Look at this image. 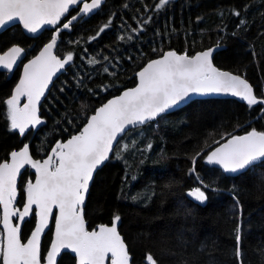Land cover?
I'll list each match as a JSON object with an SVG mask.
<instances>
[{"label":"trees","instance_id":"1","mask_svg":"<svg viewBox=\"0 0 264 264\" xmlns=\"http://www.w3.org/2000/svg\"><path fill=\"white\" fill-rule=\"evenodd\" d=\"M156 3L107 0L100 11L61 34L57 55L72 51L74 61L66 65L42 106V123L26 136L10 130L4 103L21 68L10 75L0 71V162L27 143L34 158L46 157L57 142L78 135L100 106L134 87L136 73L148 61L169 50L191 56L220 45L223 50L214 58L215 65L244 76L257 96H264V0H170L159 11ZM237 10L240 17L232 14ZM146 16L152 19L143 31H132ZM109 18L112 26L88 42ZM51 35L46 30L29 37L20 26H13L0 34V49L19 45L29 59L50 42ZM121 35L132 39L120 40ZM91 57L100 63L89 65ZM253 129L264 132V105L208 99L131 130L94 179L85 207L87 230L111 227L119 216L116 226L132 264H147L149 254L156 264H264V161L237 177L207 162L224 139ZM34 178L29 169L23 174L18 207L25 200L26 182ZM205 184L211 187L204 189ZM195 187L206 191L203 204L188 196ZM35 223L31 215L24 239ZM237 225L242 236L239 259ZM50 240L51 234L44 248ZM59 264L76 261L64 254Z\"/></svg>","mask_w":264,"mask_h":264},{"label":"snow or ice","instance_id":"2","mask_svg":"<svg viewBox=\"0 0 264 264\" xmlns=\"http://www.w3.org/2000/svg\"><path fill=\"white\" fill-rule=\"evenodd\" d=\"M102 3L103 0H0V31L7 30L9 25H22L28 33L37 34L47 25L55 32L38 55L23 63L19 82L10 98L4 101L8 106L10 130L18 131L23 137L30 127L35 128L42 123L37 115L41 96L52 76L74 61L72 51L64 56L54 54L59 33L71 30L80 19L100 9ZM169 3L170 0H157L154 7L159 11ZM78 5H82L77 9L78 15H71L61 23L62 17ZM232 14L241 16L238 10ZM151 19L146 16L138 21L132 31H143V26ZM244 23L243 19L239 20V25ZM111 26L112 19L109 18L88 42L97 39ZM124 26H127L126 22ZM125 38L131 40L132 36L119 37L120 40ZM213 53L212 48L191 56L172 50L163 53L136 74L138 82L135 87L108 100L85 121L78 135H72L66 142H57L48 158L34 160L29 145L24 144L19 151L10 153V162L7 159L0 162V264H42V261L44 264H57L62 249L74 253L78 264H130V255L116 228L119 216L114 218L111 227L101 225L98 230H86L82 205L89 182L95 169L109 159L113 142L117 141L118 135L126 134L128 126L147 124L179 103L190 100L192 94L225 93L239 97L249 107L264 105V96L255 95L245 78L214 66ZM26 55V49L19 45L0 49V70L12 74L14 66L18 67ZM102 59L108 60V57ZM98 63L100 59L97 57L88 59L89 65ZM103 71L108 72L109 69L105 67ZM21 97L27 100L22 106ZM262 161L264 132L255 129L244 136H231L207 156L209 164L220 165L227 173L246 170ZM26 165L35 170V181L29 179L26 182L25 200L18 207L17 178ZM210 187L203 186L204 189ZM188 196L200 203L207 200L206 191L201 187L191 189ZM30 215L35 216L36 224L25 243L22 242L20 225ZM53 219L55 239L46 256H42L40 237ZM235 231V255L239 259L241 226L237 225ZM146 261L147 264H156L150 254Z\"/></svg>","mask_w":264,"mask_h":264},{"label":"water","instance_id":"3","mask_svg":"<svg viewBox=\"0 0 264 264\" xmlns=\"http://www.w3.org/2000/svg\"><path fill=\"white\" fill-rule=\"evenodd\" d=\"M86 2H90V0H86ZM106 2H107V0H103V3H102V5H101L100 9L96 10L93 14H90V15L86 16V17L83 18V19H80L78 22H80V21H85V20L89 19L92 15H94L95 13H97L98 11H100V10L102 9V7L106 4ZM81 6H82V5H78V6H76L75 8H71V9H70V13H69V14H66L65 17H62L61 23H63L67 18H70V15H71L72 11H74V9H76V8H78V7H81ZM73 15H78V11H77L75 14H73ZM78 22H76V23H78ZM76 23H75V24H76ZM75 24H74V25H75ZM13 26H14V25H9V28H10V27H13ZM20 27H21V29L23 30V32H24L27 36H29V37L37 36V35H39V33H42V32H44V31H46V30H48V31H54L50 26L45 25V26H43V27L38 31L37 34H30V33H28L26 30L23 29L22 25H21ZM57 27H59V25H58ZM9 28H8V29H9ZM71 30H72V29H71ZM71 30H63V31H61V32L59 33V38H58V42H57V47L53 50L54 54H56V52H57V48H58V45H59V39H60L61 34H63V33H70ZM4 31H6V30H2V31H0V34L3 33ZM53 34H55V32H54ZM42 48H43V47H42ZM42 48H41L40 50H42ZM208 49H209V48H208ZM212 49H214V53H213V56L211 57V59H212V62H213V64H214V66L217 67V66L215 65L214 58L217 56V54H218L221 50H223V47L220 46V45H218V47H217V45H216V46L212 47ZM40 50H39V51H40ZM206 50H207V49H206ZM173 51H174V50H173ZM203 51H204V50H203ZM166 52H167V51H166ZM175 52H176V51H175ZM199 52H201V51H199ZM199 52H197V53H199ZM26 53H27L26 58H24V59L22 60V62L19 63V66H18V67L14 66V70H13V72H14L16 69L21 68V75H22L23 63H27L28 60H30V59L33 58V57H32V58H30V59H27V56H28V52H27V50H26ZM164 53H165V52H164ZM177 53H178V52H177ZM197 53H196V54H197ZM38 54H39V52H38L36 55H38ZM178 54H181V53H178ZM36 55H35V56H36ZM158 58H160V57H158ZM158 58H155V59H158ZM152 60H154V59H152ZM150 61H151V60H150ZM150 61H148V62H150ZM148 62H147V63H148ZM147 63H146V64H147ZM146 64H145L144 66H146ZM65 68H66V67H65ZM65 68L62 69V70H60V71H57V72L55 73V75L52 76L51 81L49 82L47 88L45 89L44 95L41 96V98H40L39 104L37 105V115H38V117L40 118V120H41V108H42L44 102L46 101V99L49 97V94H50V91H51L52 87H53L54 84L57 82V80L61 78V76H62L63 73L65 72ZM217 68L220 69L219 67H217ZM141 69H142V68H141ZM141 69H140V70H141ZM140 70H139V71H140ZM220 70H222V71H226V70H223V69H220ZM0 71L6 73V70H0ZM139 71H138V72H139ZM138 72H137V73H138ZM227 72H230V71H227ZM137 73H136V74H137ZM230 73H232V72H230ZM233 74H235V73H233ZM241 76H242V75H241ZM20 77H21V76H20ZM135 77H136V84H137V82H138V80H137V75H135ZM242 77L245 78L244 76H242ZM245 79H246V78H245ZM19 80H20V79H19ZM246 80H247V79H246ZM247 81H248V80H247ZM18 82H19V81H18ZM248 83L250 84L249 81H248ZM250 85H251V84H250ZM135 86H136V85H135ZM135 86H134V87H135ZM251 86H252V85H251ZM132 88H133V87H132ZM252 88H253V90H254V94L257 95V94H256V91H255V89H254L253 86H252ZM129 89H130V88H129ZM126 90H127V89H126ZM124 91H125V90H124ZM124 91H123V92H124ZM123 92H122V93H123ZM122 93H120L119 95H122ZM119 95H116V96H119ZM116 96H114V97H116ZM114 97H112L111 99H113ZM111 99H109V100H111ZM208 99L236 100V101H239L240 103H243V104H245V105H248L246 102L242 101L239 97H233V96H231L230 94H225V93H210V94H205V95H201V94H192L190 100H187L186 102H181V103H179L178 105L174 106L173 108L167 110L165 113L161 114L159 117H157V119H155V120H153V121H151V122H149V123H147V124H144V125H141V126H137V127L128 126V129H127L126 134H120V135H118V137H117V141H118V142H117V141H114V142H113V150L109 153V159L106 160V161H104L101 165H99V166L95 169V171H94V173H93V176H92V179H91L90 182H89L88 192H87L86 195H85L84 204L82 205V215H83V218H84V221H85V227H86V230H87V226H86V219H85V207H86V204H87V201H88V197H89L90 190H91V188H92V185H93L94 179H95L97 173H98V172H99V171H100V170H101L106 164H108V163L112 160L113 155H114V152H115V150H116L118 144L120 143V141H121V140H122V139H123V138H124V137H125L130 131H131V130H134V129H137V128H141V127H144V126H146V125H148V124H150V123H152V122L157 121V120L160 119L162 116H166V115H169V114L175 113V112H177V111H180V110L184 109L186 106H188L189 104H191V103H193V102H195V101L208 100ZM26 102H27L26 97H21V99H20V103H21V105H23V104L26 103ZM107 102H108V101H107ZM107 102H106V103H107ZM106 103H105V104H106ZM103 105H104V104H103ZM103 105H102V106H103ZM258 105H260V104H256V105H254V106H252V107H256V106H258ZM102 106H100V107H102ZM100 107H99V108H100ZM99 108H98V109H99ZM98 109H97V110H98ZM94 114H95V113H94ZM36 127H37V126H36ZM33 130H34V128H31V127H30V128L27 130L25 136L28 135V134H29L30 132H32ZM244 135H246V134H239V135H234V136H244ZM229 138H230V137H229ZM229 138H227V139H229ZM227 139L223 140V141H222L217 147H219L221 144L225 143V142L227 141ZM27 144L29 145L30 155L32 156V158H33L34 160H43V159H46V158H48V156L51 154V152H50L46 157L41 158V159H36V158H34V156H33V154H32L31 143H27ZM17 151H19V150H17ZM8 161L10 162V158H9ZM216 165H217V164H216ZM255 165H256V164H254L253 166H251L250 168H248V169H246V170H241V171H238L237 173H229V174H231L232 176H235V177L240 176V175L246 173L247 171H249L250 169H252ZM217 167L220 168L221 170H223V168H222L220 165H217ZM27 169H29V170L34 174V176L36 175V174H35V170L32 169L31 167H29V166L26 165L25 168L21 169V173L19 174V176H18V178H17V189H19V185H20V182H21V178H22L23 174L25 173V171H26ZM223 171H224V170H223ZM34 181H35V178H34ZM34 181H33V182H34ZM190 198H191L192 201H194V202L197 203V204H203V203H200V202L196 201L193 197H190ZM0 208H1V212H2V206H0ZM53 214H54V215L56 214V210H55V209L53 210ZM29 217H30V216H29ZM29 217H27L26 220H25L24 222H21V225H20L22 242H25V243H26V239H27L28 237H30V235H31V234H30L27 238L24 239V227H25L26 222L28 221ZM1 218H2V217H1ZM13 219H14V218H13ZM35 224H36V223H35ZM0 227H2V225H0ZM33 230H34V229H33ZM49 234H51V240H50V243H49V245H48L46 248H44V246H45V239H46L47 235H49ZM120 237L122 238L124 244L126 245V242H125L124 238L121 236V234H120ZM54 239H55V223H54V219H53V220H51V221L49 222V226H48V228H46V229L44 230V232L41 234V237H40V249H41V255H42V256H46L47 251L50 250L51 243L53 242ZM126 249H127L128 253H129V250H128V247H127V246H126ZM64 254H69V255H71V256L75 259L76 264H78V258H76L75 254L72 253L70 250H65V249H62V250L60 251V254H59L58 257H57V264H59L60 259H61V257H62ZM129 255H130V254H129ZM42 264H44V261H42ZM130 264H132L131 260H130Z\"/></svg>","mask_w":264,"mask_h":264},{"label":"flooded vegetation","instance_id":"4","mask_svg":"<svg viewBox=\"0 0 264 264\" xmlns=\"http://www.w3.org/2000/svg\"><path fill=\"white\" fill-rule=\"evenodd\" d=\"M77 9H78V8H77ZM77 9L74 10L72 14L76 13V12H77ZM33 57H34V56H33ZM117 232H118V234L120 235V233H119V231H118V228H117ZM49 243H50V242H49ZM49 243H48V245H49Z\"/></svg>","mask_w":264,"mask_h":264},{"label":"rangeland","instance_id":"5","mask_svg":"<svg viewBox=\"0 0 264 264\" xmlns=\"http://www.w3.org/2000/svg\"><path fill=\"white\" fill-rule=\"evenodd\" d=\"M21 105V104H20ZM2 217V212H1V208H0V218Z\"/></svg>","mask_w":264,"mask_h":264}]
</instances>
